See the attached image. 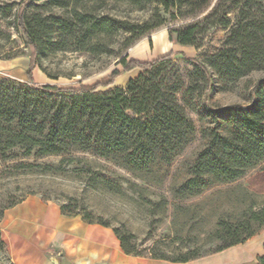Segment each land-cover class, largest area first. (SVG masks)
I'll use <instances>...</instances> for the list:
<instances>
[{
	"label": "rangeland",
	"instance_id": "rangeland-1",
	"mask_svg": "<svg viewBox=\"0 0 264 264\" xmlns=\"http://www.w3.org/2000/svg\"><path fill=\"white\" fill-rule=\"evenodd\" d=\"M216 1L195 16L171 20L157 0H0V82H5L7 92L21 95L20 108L32 113L31 119L45 120L63 95L41 92L29 85V79L38 86L58 88H125L139 69H126L121 59L149 62L172 54L156 79L173 92L192 123L176 151L167 158L155 152L144 167L135 169L124 166L119 150H105L93 140L64 141L56 154L12 144L15 121L9 124L0 115V219L6 208L37 196L65 207L85 222L107 226L115 239L116 235L123 237L139 254L131 256L134 259L165 256L173 260L186 252H197L205 259L227 251L215 252L221 242L211 234L219 222H242L264 206V160L235 180L209 178L194 194L182 186L211 130L225 134L230 129L226 122L213 119L206 108L248 106L254 86L264 78V0H250L241 20L243 24L253 20L252 49L260 63L239 78L221 75L210 66L208 75H202L189 60H207L226 47L236 10L227 15L229 27L213 26L202 33L200 48L170 42L167 35L168 28L179 29L203 19ZM22 8L35 32L43 24L38 66L33 65V46L17 28V11ZM83 14L90 17L84 24L78 21ZM100 17L105 29H90L91 20ZM159 21L164 24L139 37L128 30L130 24ZM69 26L72 32L66 30ZM4 107L10 110V105ZM251 227L257 229L254 239L264 236V225L251 221ZM0 264H13L1 235Z\"/></svg>",
	"mask_w": 264,
	"mask_h": 264
},
{
	"label": "trees",
	"instance_id": "trees-1",
	"mask_svg": "<svg viewBox=\"0 0 264 264\" xmlns=\"http://www.w3.org/2000/svg\"><path fill=\"white\" fill-rule=\"evenodd\" d=\"M157 1L171 20L195 16L208 8L212 2ZM249 1L217 0L203 19L179 29L168 28V40L182 46L200 48L202 33L213 26L229 27L230 19L227 15L230 10H236V22L229 30L226 47L212 54L207 60H189L196 69L202 71V75H208L207 66H210L221 75L232 79L239 78L258 67L260 63L252 49L253 20L245 24L241 21ZM78 15L74 12V17ZM83 15L78 19L82 24L87 23L90 18L87 14ZM16 19L18 30L23 32L33 46V65L38 66V42L42 37L43 24L39 25L37 32L30 28L25 8L17 11ZM91 21L90 29H105L103 17L93 18ZM163 24L164 21L155 25L148 22L142 25L130 24L128 30L139 37ZM66 30L73 31L71 26ZM172 57V54H167L149 62H126L125 58L121 59L120 63L126 69H139L138 75L130 78L125 88L114 86L105 91H98V86L58 88L48 84L38 86L29 79V85L41 92L63 95L55 110L42 122L31 119L29 114L32 113L20 108L24 102L21 95L7 92L5 82H0V115L7 119L5 121L9 124L15 121V130L11 129L10 132L12 144L37 147L40 154H56L60 152L64 141L93 140L105 150H119L124 166L135 169L144 167L155 152L167 158L176 151L192 129L191 121L177 103L173 92L164 88V84L156 79L159 70ZM48 77L55 79L50 75ZM9 105L10 110L4 111V106ZM206 111L213 119L226 122L230 129L225 134L218 129L211 130L207 145L198 153L191 167V176L182 186L183 190L191 194L204 187L209 178L214 181L235 180L247 169L264 160V78L254 86L253 100L248 106L231 105L219 110L206 108ZM33 113H36L35 109ZM60 208L63 214L72 215L66 212L65 207ZM251 221L257 222L259 226L264 225V206L253 211L250 217L242 222H219L218 228L211 234L221 242L215 252L244 243L252 237L257 229L251 227ZM116 236L125 254L139 255L128 246L123 237ZM262 248L263 253L257 257L256 264H264V242ZM201 256L202 254L197 252H186L173 260L165 256L151 258L185 263Z\"/></svg>",
	"mask_w": 264,
	"mask_h": 264
},
{
	"label": "crops",
	"instance_id": "crops-1",
	"mask_svg": "<svg viewBox=\"0 0 264 264\" xmlns=\"http://www.w3.org/2000/svg\"><path fill=\"white\" fill-rule=\"evenodd\" d=\"M0 235L13 264H241L243 260L256 264L264 242V236H252L219 255L185 263L134 259L123 252L108 227L63 214L59 204L37 196L3 211Z\"/></svg>",
	"mask_w": 264,
	"mask_h": 264
},
{
	"label": "bare ground",
	"instance_id": "bare-ground-1",
	"mask_svg": "<svg viewBox=\"0 0 264 264\" xmlns=\"http://www.w3.org/2000/svg\"><path fill=\"white\" fill-rule=\"evenodd\" d=\"M156 43H157V45L159 44V39H158V37H157V39H156Z\"/></svg>",
	"mask_w": 264,
	"mask_h": 264
}]
</instances>
